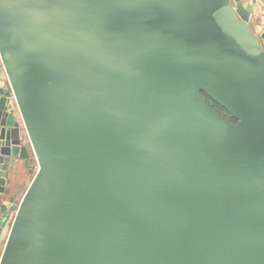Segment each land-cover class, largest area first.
<instances>
[{"label": "water", "instance_id": "1", "mask_svg": "<svg viewBox=\"0 0 264 264\" xmlns=\"http://www.w3.org/2000/svg\"><path fill=\"white\" fill-rule=\"evenodd\" d=\"M20 162L0 264H264V0H0Z\"/></svg>", "mask_w": 264, "mask_h": 264}, {"label": "crops", "instance_id": "2", "mask_svg": "<svg viewBox=\"0 0 264 264\" xmlns=\"http://www.w3.org/2000/svg\"><path fill=\"white\" fill-rule=\"evenodd\" d=\"M245 5L255 4L259 5L261 0H242ZM251 20L253 22V28L255 31H258L260 22L258 20L257 13H253ZM1 77H3L1 73ZM18 119V115L16 116ZM34 168H24L22 163L20 162L15 175H11L9 177V181L7 185L4 187V190L0 189V224L2 226H10L15 210L26 191L35 171H36V163L34 162L32 166ZM4 232L0 234V254L3 249L5 243Z\"/></svg>", "mask_w": 264, "mask_h": 264}, {"label": "flooded vegetation", "instance_id": "3", "mask_svg": "<svg viewBox=\"0 0 264 264\" xmlns=\"http://www.w3.org/2000/svg\"><path fill=\"white\" fill-rule=\"evenodd\" d=\"M214 107H215V111L217 113H219L220 115L224 116L228 121H230V122L232 121V119L230 118V116L227 113H225L224 110H222L220 107H218L216 105ZM231 123H233V122H231Z\"/></svg>", "mask_w": 264, "mask_h": 264}, {"label": "trees", "instance_id": "4", "mask_svg": "<svg viewBox=\"0 0 264 264\" xmlns=\"http://www.w3.org/2000/svg\"><path fill=\"white\" fill-rule=\"evenodd\" d=\"M207 102H208V104H209V106L215 111V105L216 106H218L217 104H215L214 102H212L209 98H207ZM219 107V106H218ZM223 110V109H222ZM225 113H227L226 111H225ZM228 114V113H227ZM229 115V114H228ZM230 116V115H229ZM230 118H231V116H230ZM232 119V118H231ZM231 122H233V123H235V120L234 119H232V121ZM31 168L33 169L34 168V165L33 166H31Z\"/></svg>", "mask_w": 264, "mask_h": 264}, {"label": "built area", "instance_id": "5", "mask_svg": "<svg viewBox=\"0 0 264 264\" xmlns=\"http://www.w3.org/2000/svg\"><path fill=\"white\" fill-rule=\"evenodd\" d=\"M10 226H11V224H10ZM10 226L5 227V226H2L0 224L1 231L4 232V234H5L4 237L5 238H6V235H7L8 231H9V229H10Z\"/></svg>", "mask_w": 264, "mask_h": 264}]
</instances>
